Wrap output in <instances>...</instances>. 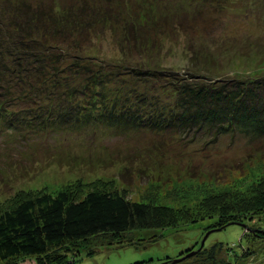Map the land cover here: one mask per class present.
<instances>
[{
	"label": "trees",
	"instance_id": "16d2710c",
	"mask_svg": "<svg viewBox=\"0 0 264 264\" xmlns=\"http://www.w3.org/2000/svg\"><path fill=\"white\" fill-rule=\"evenodd\" d=\"M208 1L191 0L192 6L176 8L179 16L164 11L162 0L148 7L145 0H9L0 5V118L8 130L19 127L21 132L24 125L50 119L95 117L189 140L207 135L213 142L228 132L264 136V74L223 78L193 66L197 71L189 76L172 72L167 79L159 71L166 69L154 50L164 38L198 35L203 28L192 11ZM155 4L164 10L154 13ZM105 37L120 60L102 55ZM200 46L191 40L195 62ZM167 91L169 96L162 93ZM82 190H42L0 206V258L8 264L27 258H36L34 264H66L71 260L68 242L172 225L177 212L186 216L182 220L194 218L181 212L195 213V207L133 200L125 191ZM251 191L255 195L240 204L246 203L244 214L218 196L220 210H230L216 222L231 224L264 211V189ZM212 211L208 204L207 212ZM80 254L75 251L72 260ZM209 259L215 263L213 249Z\"/></svg>",
	"mask_w": 264,
	"mask_h": 264
},
{
	"label": "rangeland",
	"instance_id": "374dc122",
	"mask_svg": "<svg viewBox=\"0 0 264 264\" xmlns=\"http://www.w3.org/2000/svg\"><path fill=\"white\" fill-rule=\"evenodd\" d=\"M152 1L145 0L144 6ZM8 2L0 0V5ZM162 3L165 10L155 4L152 11L162 9L179 16L181 7L192 6L191 0ZM194 9V20L203 30L198 35L194 31L190 36L164 38L154 50L166 69L159 70L163 75L187 76L197 71L194 67L207 68V75L223 78L264 74V0H209ZM106 39L100 44L102 55L120 60L121 55L113 54ZM191 40L201 45L196 62ZM165 87L170 90L169 85ZM115 125L95 117L50 119L46 124L35 123L31 127L35 130L24 125L21 132L19 127L8 130L9 125L0 118V206L37 191L55 193L63 188L74 193L80 189L81 193L90 189L125 191L133 200L198 210L196 214L181 212L194 217L189 221L177 212L179 219L172 225L68 242L71 260L66 264L144 260L149 264L166 260L170 264H213L209 259L212 249L214 264H264V211L234 218L231 224L216 222L230 210H220L218 196L225 199L223 204H232L233 210L244 214L246 203L240 204L255 195L252 188L264 189V136L228 132L212 142L207 135L189 140ZM208 204L212 212H207ZM86 250L94 253L88 256ZM75 251L81 254L73 261ZM24 260L18 264H34L36 258ZM0 264L8 263L0 258Z\"/></svg>",
	"mask_w": 264,
	"mask_h": 264
},
{
	"label": "water",
	"instance_id": "95a60500",
	"mask_svg": "<svg viewBox=\"0 0 264 264\" xmlns=\"http://www.w3.org/2000/svg\"><path fill=\"white\" fill-rule=\"evenodd\" d=\"M208 233H209V232H208ZM208 233H206V235H207ZM206 235H205V236H206ZM203 240H204V239H203ZM176 261H177V260H176ZM160 264H161V263H160Z\"/></svg>",
	"mask_w": 264,
	"mask_h": 264
}]
</instances>
